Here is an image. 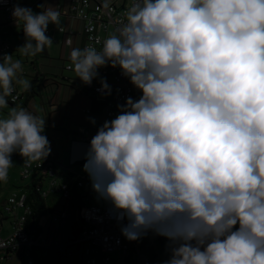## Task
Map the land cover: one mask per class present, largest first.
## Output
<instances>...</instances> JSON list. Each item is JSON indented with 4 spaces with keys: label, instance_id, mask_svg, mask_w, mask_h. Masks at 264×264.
<instances>
[{
    "label": "clouds",
    "instance_id": "obj_1",
    "mask_svg": "<svg viewBox=\"0 0 264 264\" xmlns=\"http://www.w3.org/2000/svg\"><path fill=\"white\" fill-rule=\"evenodd\" d=\"M38 7H13L21 56L52 46L49 24L63 31L59 10ZM70 61L86 85L110 65L141 93L84 157L97 198L127 221L122 235L166 237L164 264H264V0H133L101 50L73 48ZM22 71L0 57V108L14 85L31 89ZM45 123L23 107L0 118V182L14 153L25 166L50 155Z\"/></svg>",
    "mask_w": 264,
    "mask_h": 264
},
{
    "label": "built area",
    "instance_id": "obj_2",
    "mask_svg": "<svg viewBox=\"0 0 264 264\" xmlns=\"http://www.w3.org/2000/svg\"><path fill=\"white\" fill-rule=\"evenodd\" d=\"M39 1L41 0H27L28 8L33 10ZM132 3L133 0L126 1L121 5L111 0H70L69 3L61 1L57 8L61 13L60 20L63 17L67 18L65 26H62L63 31H59L54 25L53 29H47L46 35L52 36V39L58 42L56 38V32L58 31L63 35V43L71 47L74 44L73 37L67 38L66 32L68 20L74 19L80 23V27L74 29L72 34L79 31H85L86 33V40L82 48L92 46L97 50H101L103 41L113 34L122 22L126 21L127 11ZM16 4H18V0H0L1 57L4 54H12L14 51V47L8 38L5 39V36L10 34V29L22 30V27L17 25L12 17V10ZM4 16L6 21L3 19ZM69 40L71 41L70 44L68 43ZM98 73V77L93 79L91 85L84 84L79 78L77 80L81 84V92L95 95L102 102L108 98L110 99L104 112L112 120L119 114L118 105H124L128 97L136 98V89L127 78L121 75L119 67L105 66L99 68ZM101 78L105 79L110 86V95H104L99 91ZM14 88L15 91L12 96L8 97L10 101L12 103L24 101L25 95L18 90L16 85H14ZM140 95L141 93H139V97ZM90 111L91 109L86 110V112ZM77 130L75 139L80 143L88 144L91 141V131L85 126H79ZM71 157L68 159L69 162H60L59 159L56 161L50 153L46 159L25 166L24 158L18 153H14L12 160L23 162L21 180L26 182L25 186L29 182L35 181L36 189L43 197H47L51 193H60L64 198L73 200L76 198L75 189L81 193L88 174L85 171L77 170L75 165L78 160ZM79 161L86 162L85 158L79 159ZM25 186H21V188H18L19 190H14L1 208L0 259L10 262L21 251V259L22 256H25L23 258L25 260L24 264H37L39 262L37 247H44L46 241L35 239L26 230L27 215L30 209L25 206L27 198L24 193ZM7 214H10V217H7ZM81 215L85 227L78 239L70 244L78 246L80 252L87 256V260L82 257L87 264H110L113 261V253L121 251L127 254L129 252L133 241L127 242L121 233V227L127 221L118 220L110 211V206L106 202L104 205L83 206ZM69 216L70 214H63V217ZM53 220L58 221V216H55ZM7 221H9L12 230L6 235H2L1 232L5 229Z\"/></svg>",
    "mask_w": 264,
    "mask_h": 264
},
{
    "label": "rangeland",
    "instance_id": "obj_3",
    "mask_svg": "<svg viewBox=\"0 0 264 264\" xmlns=\"http://www.w3.org/2000/svg\"><path fill=\"white\" fill-rule=\"evenodd\" d=\"M61 1L64 0H45L44 6L47 8L48 6H52L54 8H58V5ZM130 2V0H129ZM18 4L21 7H28L27 0H18ZM4 21H6V17L4 16ZM67 18H61V26H65ZM72 19H70L69 24L67 26L66 37L70 38L72 36L74 40L76 39L75 35L72 34L74 28L72 27ZM48 28L53 29L54 25L49 24ZM52 39V36H49ZM8 38L9 42L15 48V52L13 60L19 59L21 61L23 71L20 74L23 78L32 82L34 80V76L36 74V70L41 71L42 74L46 76V84L42 86V94L37 95L32 98L29 102V106L26 108L29 112L37 115L40 118L45 119V132L44 134L47 136L51 151L53 150L54 145L57 149L68 150V152H72L74 158H77L80 153L84 151V147L79 143H72L74 139L73 132L80 126V120L72 119L74 115H80V113L84 114V109L90 107L91 103L86 98V96L81 95L77 91L75 87V83H78V77L76 76L74 71H70L66 69V65L70 64V52L74 47H69L66 43H63V35L56 32V38L58 42H55L53 39V44L51 47H46L48 50V54L45 56L36 55L32 56H21L17 50L18 47L22 46L25 42L24 34L20 30L16 33H11L5 36V39ZM78 47L82 45V39L79 38L77 40ZM62 48V51H61ZM35 63L37 64V68L34 67ZM70 79V80H68ZM18 90L26 94L27 91L23 90L20 85H16ZM13 108L12 105H8L6 108H0V114L3 116L0 118L7 117L10 110ZM18 108V107H16ZM51 114V122L49 121ZM109 120V118H107ZM86 122V121H85ZM91 128H94L93 124H89ZM94 135L96 134V130L93 131ZM70 155V153H68ZM59 160L63 162H69L68 156L63 151L59 156ZM14 166L9 169L8 180L7 182H0V209L2 208V201L10 196V194L14 190H19L18 187L25 186L26 182L21 180V169L23 167V162L21 161H13ZM79 166H76V169H79ZM83 170V165L80 168ZM86 183L91 185V181L88 177ZM18 185L17 187H15ZM85 190V188H84ZM86 191V190H85ZM81 193H83L81 189ZM92 199L91 195H88L83 201L84 206L91 205L90 200ZM66 203L70 205V201L67 198H63V204ZM77 204V203H76ZM64 209V207H62ZM66 209V208H65ZM72 210L71 205L68 208L67 213L72 214L74 218L79 217V209H75L74 212H70ZM53 213H49L44 219L45 225V234L48 239L53 241L56 239L57 233L54 234L53 227L57 226L52 219ZM7 217H10V214H7ZM51 220V222H50ZM50 225V226H49ZM55 229V228H54ZM12 230L9 221L5 224V229L1 232L2 235H6ZM159 235L149 231L146 235L142 236L137 241V246L140 251L148 250L154 240L158 239ZM37 251L39 254V264H60L56 261L55 257H48L50 255L49 250L41 249L37 247ZM124 253L121 251H117L112 254L113 261L110 264H123L122 259L124 257ZM82 253L78 246L73 248V256L65 259L64 264H81ZM87 260V257H85ZM53 263H50V262ZM25 262L21 259V251L17 253V257L10 260V262H6L5 264H24ZM127 264V263H125Z\"/></svg>",
    "mask_w": 264,
    "mask_h": 264
},
{
    "label": "trees",
    "instance_id": "obj_4",
    "mask_svg": "<svg viewBox=\"0 0 264 264\" xmlns=\"http://www.w3.org/2000/svg\"><path fill=\"white\" fill-rule=\"evenodd\" d=\"M45 0L39 1L33 8V11L36 13H39L40 11H43L44 9L38 7V5H44ZM45 7V6H44ZM11 33H16L17 31L14 29H10ZM22 34L23 30H21ZM67 33V32H66ZM76 39L73 42L74 44L71 47L74 48H81L86 40V33L85 31H79L76 32L75 34ZM79 38L82 39V45L78 47V42ZM48 54V50L45 47V50L38 54L45 56ZM46 84V76L45 74H38L34 76V80L31 82V89L26 92L25 95V100L20 102V103H12L9 98L8 99V105H12L13 107H23L27 108L29 106V102L32 98L36 97L37 95L42 94V86H45ZM136 89V88H135ZM81 95L86 96L88 100L90 101L91 105L90 107L84 109V114L80 113V115H74L72 119H77L80 120L81 123L79 124L80 126H85L87 127L90 131L93 130V128L90 127V117L93 115H103L106 116L105 114V107L108 105V102H110V99H106V101H100L95 95H92L90 93H85L81 92ZM139 97V93H137L136 89V98L134 100H137ZM87 109H91L90 112H86ZM51 115V114H50ZM108 117V116H106ZM49 121L51 122V118H49ZM86 121V122H85ZM78 129V128H77ZM75 130L73 132L74 139L72 140V143H79L77 141L76 135L78 130ZM65 152L66 155L71 157L72 152H68V150H63V149H57L56 146L54 145L53 150L51 153L52 156L55 158L57 161L58 156L62 153ZM70 153V155L68 154ZM72 158V157H71ZM74 159V158H73ZM78 163L75 165L81 166L85 162H80L79 159ZM60 162H63L62 160H59ZM77 169V170H80ZM88 179V178H87ZM85 185V184H84ZM16 185L15 187H17ZM21 188V187H18ZM83 194L80 192L76 191L75 189V199H67L70 201V205L72 210L70 212H74L75 209H79V217L74 218L72 214H70L69 217H63L64 213H67L68 208H69V203L66 205L63 204V195L60 193H51L47 197H43L40 195L36 189V184L35 181L29 182L24 189V193L26 194L27 198L25 201V206L30 209V212L27 215V221H26V230L31 234L35 239H43L46 241V245L43 247H40L42 250L46 249L49 250L50 255L48 257H55L56 261L59 262L60 264H64L65 259L70 258L73 256V248L75 247L74 245H71L70 243L78 239L80 236L83 228L85 227L84 220L82 219L81 215V210L83 208V200L88 196L86 192L84 191V186L82 187ZM8 199V197L6 198ZM4 199L2 201V206L4 202L6 201ZM77 203V204H76ZM64 207V209H62ZM66 208V209H65ZM1 212V209H0ZM53 213L52 219L55 218V216H58L59 220L56 221L55 223L57 226L53 227L54 234L57 233L56 239L50 242L48 237L45 234V225H44V219L45 217L49 214ZM68 214V213H67ZM51 222V220H50ZM55 222V221H54ZM50 226V225H49ZM55 228V229H54ZM127 240V239H126ZM127 242H130L127 240ZM170 242L166 237L159 236L158 239L154 240L152 243L151 247L148 250L140 251L138 246H137V241L132 242V246L127 254H124L125 256L122 259V263L125 264H164L166 260L170 258L171 252L169 248ZM77 247V246H76ZM79 249V247H78ZM158 249V250H156ZM23 258L25 256H22ZM39 257V254H38ZM82 257H87L82 253ZM22 258V260L25 262V260ZM7 260L2 261L0 259V264H5ZM50 263H53L52 261ZM112 263V262H111ZM39 264V262L37 263ZM81 264H87L84 259H82Z\"/></svg>",
    "mask_w": 264,
    "mask_h": 264
},
{
    "label": "crops",
    "instance_id": "obj_5",
    "mask_svg": "<svg viewBox=\"0 0 264 264\" xmlns=\"http://www.w3.org/2000/svg\"><path fill=\"white\" fill-rule=\"evenodd\" d=\"M64 1H66V3H69L70 2V0H64ZM111 1H113V2H115V3H117V4H119V5H121V4H124L126 1L127 2H129V0H111ZM69 21L70 20H68V24H69ZM72 27L74 28V29H78L79 27H80V23L77 21V20H74V19H72ZM61 51H62V48H61ZM14 52H15V48H14V51H13V53H12V56L14 55ZM0 57H1V55H0ZM34 67H36L37 68V64L35 63V65H34ZM36 72V74L35 75H38V74H41V71H39V70H36L35 71ZM68 80H70V79H68ZM75 87L77 88V91L79 92V93H81V84L78 82V83H75ZM137 93H140L138 90H137ZM139 98V97H138ZM3 115L2 114H0V117H2ZM50 118H51V115H50ZM108 117H106V116H103V115H93V116H91L90 117V124H93L91 121L94 119L95 120V124H93L94 125V128H93V130L91 131V138L94 136V130H98V128L100 127V126H102L103 125V123L105 122V121H110L111 119H107ZM79 144L81 145V146H83L84 147V151L82 152V153H80L79 155H78V157L77 158H74L73 157V155H72V157L74 158V159H82V158H84L85 157V153H86V151H87V148L89 147V145H90V142L88 143V144H84V143H80L79 142ZM51 153H53L52 151H51ZM89 177V176H88ZM84 188H85V192H86V194H88V195H91L92 196V199L90 200V202H91V205H104L105 204V202L104 201H102V200H99L98 198H97V196H96V193L92 190V187H91V185H89L88 183H86L85 182V185H84ZM11 195V194H10ZM88 197V196H87ZM156 250H158V249H156ZM81 261H82V258H81Z\"/></svg>",
    "mask_w": 264,
    "mask_h": 264
}]
</instances>
